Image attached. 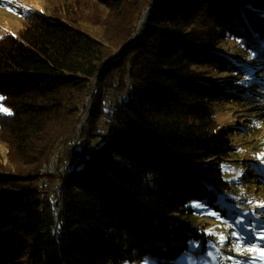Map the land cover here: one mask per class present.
<instances>
[{
	"label": "trees",
	"instance_id": "trees-1",
	"mask_svg": "<svg viewBox=\"0 0 264 264\" xmlns=\"http://www.w3.org/2000/svg\"><path fill=\"white\" fill-rule=\"evenodd\" d=\"M51 4L0 38L10 108L0 139L14 163H0V264H181L210 254L193 202L236 211L223 162L237 131L216 106L262 83L253 79L264 72V0ZM116 24L127 37L109 35Z\"/></svg>",
	"mask_w": 264,
	"mask_h": 264
},
{
	"label": "rangeland",
	"instance_id": "rangeland-1",
	"mask_svg": "<svg viewBox=\"0 0 264 264\" xmlns=\"http://www.w3.org/2000/svg\"><path fill=\"white\" fill-rule=\"evenodd\" d=\"M51 2L52 0H0V38L7 33L17 35L28 13L34 11L49 13V10L53 9ZM141 15L142 13L140 17ZM142 19L138 22V26ZM118 25H115L116 33L111 31L109 35L115 39L127 37L128 26ZM91 27L95 32L100 33L101 26ZM224 45L232 54L236 53L237 40L231 38ZM246 56L249 59L244 61L253 64L252 55ZM224 75L225 73H214V76ZM255 79L262 81L260 86L254 85L255 92L240 90L244 93L249 92L251 97H245L241 102H223L216 106L220 124L230 125L237 131L232 137L235 151L223 162L225 176L236 182L231 194L234 204L231 202L227 204L229 207L235 206L236 211L230 212L229 217H224L203 203L194 201L193 204L197 208L194 221L210 238H213L208 245V248L212 249L210 254H203L199 259L185 257L179 261L182 262L181 264H264V183H258L260 174L256 172V170L260 171L257 168L264 167V89H262L264 72L256 74L253 80ZM248 82L249 80L243 86H250L249 83L252 81ZM89 98L85 104L90 111ZM5 109L8 111H4ZM9 112L10 108L3 103L0 96V115ZM239 127L243 130H239ZM7 156L8 146L0 139V163H8L11 167L14 163L7 161ZM15 162L23 164L21 159ZM54 162L55 160L51 161V169H55ZM249 171H254V175H250ZM235 213L244 215V218L231 217ZM134 264L156 263L143 260Z\"/></svg>",
	"mask_w": 264,
	"mask_h": 264
},
{
	"label": "water",
	"instance_id": "water-1",
	"mask_svg": "<svg viewBox=\"0 0 264 264\" xmlns=\"http://www.w3.org/2000/svg\"><path fill=\"white\" fill-rule=\"evenodd\" d=\"M145 13H146V14H145ZM145 13H144L143 19H142L141 22L139 23V26H138V30H137V32L133 35V37L131 38L130 42L127 43L126 45H128V44L134 42V41L137 39L138 34H139L141 28L143 27L144 22H145V21L147 20V18H148V10H147ZM119 54H120V52H119L117 55H119ZM89 99L91 100V97H90ZM90 104H91V101H90ZM90 108H91V107H90ZM81 127H82V125L80 126V129H81ZM57 213H59L58 210H57Z\"/></svg>",
	"mask_w": 264,
	"mask_h": 264
},
{
	"label": "clouds",
	"instance_id": "clouds-1",
	"mask_svg": "<svg viewBox=\"0 0 264 264\" xmlns=\"http://www.w3.org/2000/svg\"><path fill=\"white\" fill-rule=\"evenodd\" d=\"M147 179H149V180L152 179V174H151V173H149V174L147 175Z\"/></svg>",
	"mask_w": 264,
	"mask_h": 264
},
{
	"label": "snow or ice",
	"instance_id": "snow-or-ice-1",
	"mask_svg": "<svg viewBox=\"0 0 264 264\" xmlns=\"http://www.w3.org/2000/svg\"><path fill=\"white\" fill-rule=\"evenodd\" d=\"M4 111H8V110L5 109Z\"/></svg>",
	"mask_w": 264,
	"mask_h": 264
}]
</instances>
